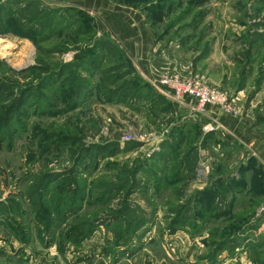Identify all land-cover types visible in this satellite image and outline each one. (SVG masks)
<instances>
[{"label":"rangeland","instance_id":"374dc122","mask_svg":"<svg viewBox=\"0 0 264 264\" xmlns=\"http://www.w3.org/2000/svg\"><path fill=\"white\" fill-rule=\"evenodd\" d=\"M15 1L0 0L3 102L60 63L80 66L73 71L83 80L62 77L42 98L31 88L20 108L27 114L0 132V264H217L222 247L233 255L232 245H248L256 230L264 243V153L219 119L264 130V0ZM119 5L140 11L153 30L150 68L109 29L108 11ZM168 74L202 76L231 109L196 110L190 96L178 99L160 83ZM132 80L124 99L102 91ZM84 84L91 89L79 100ZM50 173L65 174L72 188L64 205L30 196ZM77 189L82 202L70 211ZM81 220H93V230L67 240Z\"/></svg>","mask_w":264,"mask_h":264},{"label":"crops","instance_id":"0c3cea01","mask_svg":"<svg viewBox=\"0 0 264 264\" xmlns=\"http://www.w3.org/2000/svg\"><path fill=\"white\" fill-rule=\"evenodd\" d=\"M46 3H66L69 2L70 4L75 5H82V3H85L87 7L94 6V7H100L107 6L105 2L102 0H77V2L73 3L67 0H43ZM48 1V2H47ZM86 8V7H85ZM106 22L109 25V29L111 30V33H114L116 37H118V40L123 41V44L128 49V51L131 53L135 61L139 63V67L143 68L144 70L146 68H150V53L154 50V36H153V30L150 29L146 22L144 21V17L140 15V11L135 10L132 7L125 6V5H119V6H112L111 9L108 11ZM142 34H145L144 36H141ZM156 60H154L155 62ZM143 70V73L147 75V72ZM150 74L149 76H151ZM148 76V75H147ZM212 106H209L207 109L212 110ZM214 111V110H213ZM214 114V113H213ZM224 121V125H228L229 128L226 127V129L230 135L231 133L235 134V132H231L234 128L237 127V129L240 127V134H242V137H248L251 143L255 144L256 149L259 153H264V130L263 128H247V125L245 127L242 122L236 121L235 118L232 117H223L219 116V119ZM228 124H226V122ZM234 125V127H233ZM232 126V127H231ZM236 135V134H235ZM259 231L256 230L255 234L250 235L247 239H249L248 245L243 244H234L232 245L233 255H229L228 248L222 247L221 254L222 260L219 261L217 264H264V243H258L256 238L257 235H259ZM256 235V236H255ZM247 239L244 241L246 242ZM186 245H189V243L185 240ZM201 247H197V251L201 250ZM231 247V246H230ZM193 255L196 253L195 251H192ZM190 253V252H189ZM255 254H260L261 257H257ZM193 255L189 257V261H194L192 259Z\"/></svg>","mask_w":264,"mask_h":264},{"label":"trees","instance_id":"16d2710c","mask_svg":"<svg viewBox=\"0 0 264 264\" xmlns=\"http://www.w3.org/2000/svg\"><path fill=\"white\" fill-rule=\"evenodd\" d=\"M10 3H11L10 5L13 6V5H15L17 3V1L10 0ZM28 6L30 8H32V7H34V4L33 5L32 4L31 5L28 4ZM4 10L6 11V13H8V12H10L9 11L10 7H8V5L4 6ZM47 10H48V13H51L54 17H55V14L57 12H59L57 9L47 8ZM70 10H71L70 8L67 9V11H68L67 15H71V13L69 12ZM73 11H75V10H73ZM62 16H64V14ZM36 18H37L36 16H32V18L28 19L29 24L30 25L34 24V22L36 21ZM74 22L75 21L71 22L68 26H65L64 27L65 30L69 29L72 26V23H74ZM46 27H48V26H46L44 24V25H41L39 27V29H41V28L45 29ZM64 28H62V29H64ZM58 32L60 33V31H58ZM58 32L53 31L52 35H55L54 33H58ZM78 33H80V32H76V34H78ZM102 44L104 46H106V47H109V42L108 41H104ZM114 48H117V47L113 45L112 49H114ZM118 52L121 53V50H118ZM90 61H98V59L93 57V58H90ZM96 65L92 66V65L88 64V66H86L85 69L88 70L89 67H92V70H98ZM79 67L80 66H76L75 64H71V63H60L59 67H58L59 70L57 72H52L51 74H49L47 76H44V78L40 82H38V84L36 86H30L29 88H24V89L20 90L19 91V96L17 98H14L12 101L9 100V99H12L13 96H15V93L12 92V91H10V93L8 95V98H6V100L4 99V102L0 98V132H2L3 127L8 125L9 123L11 124V122H13L14 118H19L21 115L27 114V112L20 113V108L25 104V102L28 99V96H27L28 90H30L31 88L35 89V92H33V93L38 94L42 98V97H45L44 96L45 94H43V93H41L39 91H42V90L51 88L52 86H55L54 84H56V82L58 80H60L62 77H64L66 79L64 81L75 80L77 82H80V80H83V78L80 79L79 78V74H77L76 72L73 71L76 68L79 69ZM99 69H101V67ZM123 77L124 76H121L120 78H123ZM133 79H135V78H133ZM128 82H133V80L132 81H124L122 83V85H120V87L118 89H114V90L108 89V87H106V86H102V91L106 92V93H111V92L112 93H117V92L121 91L123 94L118 99H124V98H126L125 97L126 95H129V94H127L128 93L127 92L128 89H126V85L128 84ZM84 85H86V84H84ZM133 87L134 86H132L131 89ZM89 88L91 89L90 85L85 87V88H82L81 90H78V91H80V98H77V99L80 100V99H82V97H85L87 95L86 94L87 91H89ZM130 96H131V93H130ZM134 97H139L138 99H140L142 96H134ZM121 101H124V100H121ZM2 103H4V104L2 105ZM27 104H26V106H27ZM31 105L35 106L36 103L32 102ZM15 129H17V127L16 128H12V130L9 133L10 136L15 134V132H14ZM92 147L93 146H90L91 149H92ZM91 149L88 150L87 152H84V156L83 157L80 156V154H82V153H80L78 158H77L78 159L77 162H80V164H81L82 161H84L87 158V155H89V152H91ZM252 167H253V164L250 167L244 168V170L252 168ZM65 177H66L65 174H61V173H58V174L56 173V175L53 174V173L45 174L42 177L43 179H42L40 185L35 184V185H38V186H34V185L32 186V190H31L30 196L31 197H35L37 192H38L40 199H44L45 196L47 195L48 202H49L50 199H52V202L55 201L59 205H64V202H66V193H67V191H68V193H70L71 189H72V188H70V185L66 186L67 188L65 187V184H64ZM255 177L257 178V176H255ZM58 180H60V182H57ZM54 182L58 183L57 187H50V185L52 183H54ZM237 184L243 185L244 182L242 180H240V181H237ZM76 193L77 194H75L73 196V200L70 203L71 206L68 208V210H70V211H75L76 208H75V206L73 207L74 204H77L78 206L81 205L82 197H81L80 189H77ZM204 193L205 192H201L202 195ZM35 199H37V198H35ZM205 205L207 207H209L208 204H205ZM63 211H64V208H63ZM56 217H60V216L57 215ZM116 217L120 218L121 216L119 215V216H116ZM92 226H93V220H89V221H87V220L82 221L81 220V221H79V223L74 224L73 227L69 228L68 235L66 236L67 240L71 236L72 232H73V234L75 232H77L76 235H78V237H80V238H81V236H82V238L84 236H88L89 233L93 230ZM83 230L86 231V232H89L88 235H87V233L84 234ZM123 233L124 232L121 231V234H119V235L121 236Z\"/></svg>","mask_w":264,"mask_h":264},{"label":"built area","instance_id":"2783aa9c","mask_svg":"<svg viewBox=\"0 0 264 264\" xmlns=\"http://www.w3.org/2000/svg\"><path fill=\"white\" fill-rule=\"evenodd\" d=\"M159 81L178 99H182L183 95L190 96L194 107L200 112H205L206 108L211 105H220V108L225 111L231 109L226 93L211 88L202 76L196 75L181 79L176 75L168 74L161 77Z\"/></svg>","mask_w":264,"mask_h":264}]
</instances>
